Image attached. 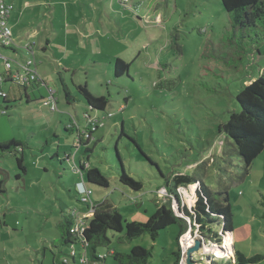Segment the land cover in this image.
<instances>
[{
  "label": "rangeland",
  "instance_id": "1",
  "mask_svg": "<svg viewBox=\"0 0 264 264\" xmlns=\"http://www.w3.org/2000/svg\"><path fill=\"white\" fill-rule=\"evenodd\" d=\"M7 1L14 3L18 13L17 44L33 43L34 54L22 48L17 52L1 48L2 54L15 64L24 57L37 61L48 83L42 89L56 93L59 102L52 110L43 99L27 102L24 97L11 100L6 114H0V140H23L28 167V174L16 178L21 174L16 161L20 153L0 158V165L9 172L6 192L0 193V264L72 262L73 250L82 264L81 245H56L62 212L84 217L89 211L72 184L80 179L73 165L81 159L109 178V187L92 185V199L115 203L124 226L126 221L148 220L160 204L174 203L162 186L176 172L203 179L214 196L229 190L233 238L226 236L219 247L189 228L180 237L182 264H188L187 251L198 240L201 245L191 252L192 264H206L212 255L218 256L217 248L222 247V256L233 253L234 245L247 256L264 255V207L260 203L264 150L249 174L243 175L234 141L223 146L226 135L219 131L230 113L239 109L238 93L264 69V41L252 45L250 28L232 29L221 0ZM118 57L131 62L129 75L115 76ZM170 79L174 84L168 87ZM79 83L110 99L107 108L98 112L106 125L94 132L92 153L77 144L76 129L68 133L64 126L73 121L82 128L85 112H93L75 87ZM65 85L75 102L66 101ZM4 90L14 96L10 85ZM47 138H52L51 143L45 144ZM66 152L70 159L60 161ZM121 165L142 181L141 191L121 183ZM180 193L182 204L196 205V184L181 187ZM174 208L178 211L176 203ZM181 226H168L156 240L144 234L130 242L119 240L125 230L111 231L110 246L97 251V257L108 256L98 264H115L110 250L129 252L136 245L153 247L148 264H171ZM211 230L214 235L218 227L212 225ZM87 254L91 259L89 249ZM249 264H264V258Z\"/></svg>",
  "mask_w": 264,
  "mask_h": 264
},
{
  "label": "trees",
  "instance_id": "2",
  "mask_svg": "<svg viewBox=\"0 0 264 264\" xmlns=\"http://www.w3.org/2000/svg\"><path fill=\"white\" fill-rule=\"evenodd\" d=\"M221 1L228 13L232 29L250 28L253 31V34L250 35L252 45L264 41V0ZM130 66L131 62L123 58H116L114 61L115 76L129 75ZM261 70L260 75L250 81L236 96L239 109L232 111L228 120L219 127V131L226 135L223 146L226 144L233 145L231 140L234 141V150H236L242 162L243 175L249 174L253 161L264 150V69ZM2 75L4 77L2 88L4 89L7 84L10 85L14 96L12 97V94L8 91L5 97L0 96L2 98L0 114H6L11 100H21L26 97V101L30 102L38 99L45 100L50 95V93L47 95H42L41 93V88L48 86V83L43 78L37 81H21L13 78L11 72H4ZM173 84L174 81L171 79L167 83L168 87ZM157 85L158 83H155V86ZM75 87L93 112H85L84 118H82L84 120L82 128L78 127L76 122L71 121L70 126L66 125L65 131L72 133L76 129L77 144L85 145V152L92 153L94 148L90 145V142L95 138L94 132L106 125L105 122V125L100 126L93 119L100 120L103 118L98 112L107 108L110 99L104 95H95L90 92L87 83L75 84ZM29 89H31L30 93ZM65 96L68 103H71V99L72 102H75L76 98L71 94L68 86L65 88ZM125 100L127 101V98ZM4 110L6 112H3ZM122 134H124L123 129L121 130ZM51 140L52 138H47L45 144L51 143ZM16 152L20 153L19 156H16V161L21 170V174L18 173L16 178L21 179L23 174H28V167L25 164L24 141L11 138L5 142H0V158H3L6 154L14 155ZM224 152L225 150L223 149V154ZM70 156L71 154L66 152L64 158L60 161L69 160ZM57 157L60 158L58 153ZM82 157H85L84 154ZM76 165H73V170L80 175L79 182L77 180L73 182L76 194L79 195V184L81 183L87 186H92L93 184L102 187L110 186L109 178L100 168L92 166L87 159L80 160ZM7 176H9L8 170L5 166L0 165V193L6 192L5 181ZM119 180L134 191H141L144 186L142 181L128 174L123 165H121V171L119 172ZM192 184L197 185V200L196 205L193 208H189L185 204L182 205L180 188L183 186L190 187ZM162 187H165L167 192L173 196V200L175 197L179 198L181 213H176L173 204H160L156 212L148 220L126 221L124 226L123 215L115 203L107 198L99 201L93 200L94 211L92 215L83 218V227L81 229L76 228V213L62 212V217L58 222L60 237L56 245L73 247L79 244L82 248L89 249L92 255L91 260L93 261L91 262L94 263V259L105 260L107 258L108 254L101 258L100 256L97 257V251L99 248L110 246L111 238L109 232L111 231L123 232L125 230L119 238L120 242H130L144 234H149L153 240H156L163 229L172 224L181 223L182 226L177 236L178 248L172 252L175 260L171 264H182L184 253L180 244V237L189 228H194V231L198 230L203 240L210 241L219 247L224 242L227 233L233 232L234 215L228 189L217 192L218 196H214L213 191L203 179L181 172H176L166 178V183ZM70 191L73 190L70 189ZM81 202L83 201L81 200ZM260 203L264 207V193L261 194ZM86 204L90 207V203ZM262 216L264 217V212ZM188 218L191 220L190 222H188ZM212 225L218 227V231L214 235H212ZM234 246L233 253L229 254L226 252L224 256L212 255L211 260L209 262L206 261V264H249L264 258V255L260 253L247 256L240 249H237L236 245ZM109 254L113 256L115 264H148L153 255V247L136 245L129 252L110 250ZM61 264H65L63 259Z\"/></svg>",
  "mask_w": 264,
  "mask_h": 264
},
{
  "label": "built area",
  "instance_id": "3",
  "mask_svg": "<svg viewBox=\"0 0 264 264\" xmlns=\"http://www.w3.org/2000/svg\"><path fill=\"white\" fill-rule=\"evenodd\" d=\"M12 10H13V6L7 0H0V58L4 60V71L0 73V96L1 97H5L7 93V91H5L1 86L2 82L4 81V77L2 75V73L4 72H11L13 75V78L17 80H21V81L22 80L23 81H27V80L37 81V80L42 79V76L40 75L38 71V63L34 59L24 57L22 61L15 64L12 59L5 57L1 52V48H10L13 51H15V49L17 48V44L14 38V30L10 26L9 20H8ZM23 49L29 53L31 52L34 54V52L32 51L33 48L30 46L29 43L25 44V46H23ZM43 103L44 105L51 107L52 110H56L58 108L57 100H56V97L53 91H50V95L48 96V98L44 100ZM3 112H6V110H4ZM110 116H112V113H108V117ZM93 121L97 122L100 126L105 125L104 118H101L100 120L93 119ZM74 164L75 166H77L76 163ZM164 189L166 188L164 187ZM79 190H80L79 195L81 196V200L85 203H90V207H89L88 213L84 217H81L79 213L76 212V215H77L76 228L77 229H81L83 227V218H85L86 216L92 215L94 211V208H93L94 201L92 199V194L94 193V190L92 186H83L82 184H79ZM174 203H176L175 198H174ZM182 205H184V203ZM179 206L181 208L180 202H179ZM181 212H182V209H181ZM181 212L176 211L177 214ZM188 220L189 222L191 221L189 218ZM193 233H195L198 237H200L198 230L193 231ZM181 247H182V244H181ZM101 257L102 256H100V258ZM71 258L74 261L71 262L70 260H64L65 264H78L77 259H76L77 252L75 250L72 251ZM79 258L82 264H94L92 263L93 261L88 257L86 248H83V250L80 252ZM97 261H101V260L97 259Z\"/></svg>",
  "mask_w": 264,
  "mask_h": 264
},
{
  "label": "crops",
  "instance_id": "4",
  "mask_svg": "<svg viewBox=\"0 0 264 264\" xmlns=\"http://www.w3.org/2000/svg\"><path fill=\"white\" fill-rule=\"evenodd\" d=\"M12 6H13V10H12V12H11V14H10V16H9V24H10V26L13 28V30H14V38H15V27H16V25H17V21H16V18H17V16H18V13L15 11V5H14V3H12V2H9ZM36 31H34V32H32L30 35H29V37H31L34 33H35ZM81 33L84 35V36H90L88 33H84V31H81ZM16 41V40H15ZM16 44H17V42H16ZM30 44V46L34 49V44L33 43H29ZM19 46V47H18ZM20 48H22L23 49V46H21V45H19V44H17V48L15 49V52H17V51H19V50H21ZM44 49H46L45 47H44ZM121 58V57H120ZM2 71H4V70H2ZM1 71V72H2ZM0 72V73H1ZM43 78V77H42ZM44 79V78H43ZM66 86V85H65ZM50 89V88H49ZM29 93H30V91H29ZM41 93H42V95H47L48 93L45 91V90H43L42 88H41ZM56 94V93H55ZM56 97V96H55ZM56 100H57V97H56ZM67 101V100H66ZM58 100H57V104H58ZM65 127H66V125H64ZM8 139H4V140H0V142H5V141H7ZM56 141V140H55ZM43 150V148H41V151ZM25 151V150H24ZM82 160V159H81ZM186 172V171H185ZM181 173H183V172H181ZM79 179H77V182H79L78 181ZM73 184V183H72ZM78 184V183H77ZM75 189V188H74ZM233 238V237H232ZM98 262L99 261H95L94 260V264H98Z\"/></svg>",
  "mask_w": 264,
  "mask_h": 264
},
{
  "label": "water",
  "instance_id": "5",
  "mask_svg": "<svg viewBox=\"0 0 264 264\" xmlns=\"http://www.w3.org/2000/svg\"><path fill=\"white\" fill-rule=\"evenodd\" d=\"M175 202H176V204H177V207H178V212H181V208H180V206H179V198L178 197H175ZM227 236H232L233 237V232H229V233H227ZM200 245H201V241L200 240H198L197 241V244L194 246V247H192V248H190L188 251H187V257H188V264H192V262H191V252L192 251H194V250H196V249H198L199 247H200ZM224 245V244H223ZM234 247V246H233ZM222 248V247H221ZM224 249V248H223ZM225 250V249H224ZM226 251V250H225Z\"/></svg>",
  "mask_w": 264,
  "mask_h": 264
},
{
  "label": "bare ground",
  "instance_id": "6",
  "mask_svg": "<svg viewBox=\"0 0 264 264\" xmlns=\"http://www.w3.org/2000/svg\"><path fill=\"white\" fill-rule=\"evenodd\" d=\"M195 187V185H193V188ZM213 250L215 249V248H212ZM218 249V248H217ZM215 250V252H216V255H218V256H222V250H220L221 248H219L218 250Z\"/></svg>",
  "mask_w": 264,
  "mask_h": 264
},
{
  "label": "clouds",
  "instance_id": "7",
  "mask_svg": "<svg viewBox=\"0 0 264 264\" xmlns=\"http://www.w3.org/2000/svg\"><path fill=\"white\" fill-rule=\"evenodd\" d=\"M83 186H87V185H85L84 183H81Z\"/></svg>",
  "mask_w": 264,
  "mask_h": 264
}]
</instances>
